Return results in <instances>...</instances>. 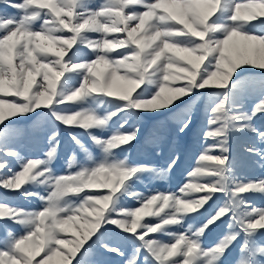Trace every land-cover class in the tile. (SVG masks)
Instances as JSON below:
<instances>
[{"label":"snow or ice","instance_id":"1","mask_svg":"<svg viewBox=\"0 0 264 264\" xmlns=\"http://www.w3.org/2000/svg\"><path fill=\"white\" fill-rule=\"evenodd\" d=\"M256 23L260 27L253 31L250 26ZM259 31H264V0H105L95 8L89 0H0V95L17 98H0V155L16 158L19 164L16 171L0 159V188L20 190L52 171L42 167L43 160L26 159L6 146V139L22 132L14 117L48 109L55 122L82 128L106 153L114 154L136 140L138 127L103 140L92 135V129L104 126L105 118L88 108L58 109L100 95L120 104L108 119L119 112H155L196 96L194 109L204 90H216L207 93L212 103L203 132V139L214 143L204 148L177 193L131 192L140 206L117 207L116 194L126 182L138 173L155 171L126 160L56 177L47 197L23 187L19 192L26 199L38 197L43 207L27 210L0 200V264H53L57 257L63 264H100L92 253L94 245L120 257L123 264H264V208L235 198L264 192V179L237 184L234 198L222 205L216 197L228 190L230 133L251 131L264 141V132L252 123L264 114V99L251 113L242 110L247 76L264 74V35ZM89 33L101 38L92 39ZM114 33L124 35L109 36ZM240 42L245 54L235 56ZM118 48L122 51L113 54ZM148 92L151 96H145ZM192 124L191 113L185 114L177 135L193 132ZM58 136L54 130L49 137V161L59 150ZM159 139L153 133L147 143ZM73 140L87 151L76 136ZM246 151L264 158L257 148ZM180 158L177 152L167 170L157 175L166 177ZM6 168L12 175L4 176ZM202 177H207L203 183ZM97 187L107 191H86ZM193 192L203 195L197 198ZM71 196H82L81 202L68 203ZM145 216L157 217V222H142ZM185 219L193 220L186 230L167 231L184 228ZM17 225L22 231H13ZM109 226L127 234L121 239L133 242L130 255L119 244L107 242ZM72 228L84 231L74 233V239L62 235ZM213 233L215 243L209 241ZM164 235L169 241L158 238Z\"/></svg>","mask_w":264,"mask_h":264},{"label":"rangeland","instance_id":"2","mask_svg":"<svg viewBox=\"0 0 264 264\" xmlns=\"http://www.w3.org/2000/svg\"><path fill=\"white\" fill-rule=\"evenodd\" d=\"M105 0H89L92 7H98ZM39 26V25H37ZM51 26V25H50ZM259 23L254 26H250L253 31L259 29ZM258 34L264 35V31H259ZM92 39L101 38L100 34L89 33ZM118 35L123 37L124 34H109V36ZM75 47V46H74ZM84 52L89 50L84 49ZM122 51V49H115V52ZM71 53H69L70 55ZM245 54V45L243 42L237 44L233 55L241 56ZM67 57H65V60ZM248 66V65H245ZM100 70L104 71L103 66H100ZM123 74V69L121 70ZM248 86L245 92V100L243 111L251 113L253 106L261 99H264V84L260 83L264 80V74L256 73L254 75L247 76ZM183 81H176L175 83H182ZM120 86H124V82H120ZM155 91V89H152ZM205 91V96L196 102L195 107H192V101L196 100V96L184 97L182 100L175 101L167 108H158L157 111H138V112H119L116 116L108 117L111 113L117 112L120 104L118 101L100 95L90 97L86 102L80 104H69L61 106L58 111H76L82 108H88L91 111L98 114L100 117L107 120L106 124L99 128L92 129V135L99 137L103 140L108 139L117 132H131L135 128L140 129V133L136 140L129 144H126L120 149H117L114 154L106 153L103 150V145H97L91 138L88 132L79 127L65 126L63 124L54 121V117L48 109L41 108L35 113H29L27 116L14 117L16 119V127L22 129L19 134L13 135L10 139H6V146L9 148L17 149L21 156L30 159L38 158L45 162L43 166H50L52 171L43 177H38L29 185H22L27 187L28 191L39 193L40 196L47 197L52 191V185L56 177H60L69 173H76L85 168H92L100 163H112L114 161L126 160L131 165H147L149 168L155 169V171H145L138 173L130 181L126 182L125 187L116 194L119 197L117 207L122 208H134L139 207L137 202L138 196H131V192L143 194L149 196L151 194L161 193H177L185 183L188 182V173L196 167V161L199 155L203 152L204 148L214 143L213 140L203 139V132L207 130V120L210 116L211 98L207 93L216 91L209 88ZM196 95H201L197 93ZM145 96H151V92L145 93ZM0 98L17 99L12 96H2ZM191 113L193 124L190 125L193 128V132L185 135L178 132L179 119L185 114ZM252 123L261 132H264V114L256 117ZM123 125V127H122ZM54 130L59 131V150L56 156L49 161L45 155L52 147V143L49 141ZM159 135L162 139H159L153 143H147L152 138V134ZM73 136H76L81 144L87 149L85 151L73 140ZM175 142V148L173 147ZM230 147V159L232 160V170L226 173L228 180V190L224 193H217L219 203L222 205L226 201L233 199V189L239 183H248L249 181H258L264 179V158L260 155H254L246 151L249 147H254L264 153V141L258 139L257 134L251 131H233L230 133L229 139ZM179 152L180 160L175 168L171 172L167 173L166 177L161 178L157 175L158 172L165 171L168 168L169 162L174 158L176 153ZM218 154V153H210ZM75 157L74 163L71 168L69 167L72 158ZM0 159L9 161V167L18 171L19 164L16 158H10L0 155ZM12 172H9L7 168L4 170V176H10ZM207 177L200 178L201 183L205 182ZM213 179H219L214 177ZM193 182H196L195 180ZM15 189H3L0 188V200L9 205H14L19 208H25L27 210H35L43 207V202L38 197H32L26 199L22 190ZM86 191L91 192H106L104 188H93ZM193 196L199 198L203 195V192H193ZM237 199L242 198L249 205L264 208V192H250L244 194L242 197H235ZM82 196L67 197L68 203L78 205L81 202ZM172 209H169L171 211ZM155 211V208L153 209ZM168 211V209H166ZM199 215V213L192 214ZM157 217L145 216V221L157 222ZM82 223V222H81ZM193 223L191 219H185L184 228L178 226H172L167 228L169 232L184 231L189 224ZM111 239H108V243L113 245L119 244L120 247L126 248L131 254V248L133 242L127 239H121L126 236L125 233H120L118 229L111 228ZM226 231V228L224 229ZM13 231H22L20 227L14 226ZM84 229H80L77 232L76 228H72L65 235L69 239H74V233L79 235ZM3 235V233H0ZM157 235V234H152ZM159 239L165 242L169 241V237L158 236ZM95 239V238H94ZM216 233L209 236L211 243L216 242ZM138 243V242H137ZM89 244H93V241H89ZM206 246L210 247L211 244ZM88 245L85 246V249ZM92 253L94 258L97 259L100 264H123V260L114 255L105 253L99 245L92 247ZM40 257L37 256L36 259ZM79 259V258H78ZM53 264H63L61 257H57Z\"/></svg>","mask_w":264,"mask_h":264}]
</instances>
